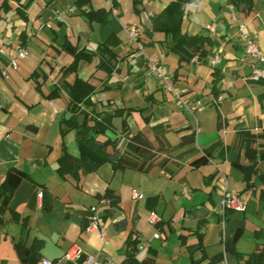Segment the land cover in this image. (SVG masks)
Wrapping results in <instances>:
<instances>
[{
	"label": "crops",
	"instance_id": "1",
	"mask_svg": "<svg viewBox=\"0 0 264 264\" xmlns=\"http://www.w3.org/2000/svg\"><path fill=\"white\" fill-rule=\"evenodd\" d=\"M171 1L0 0V184L11 169L26 174L0 223V264H21L14 249L21 240L28 247L35 243L26 264H39L41 258L82 264L88 255L126 264L135 237L148 241L135 255L140 262L190 264L202 254L223 253L217 264H243L224 250L237 230L238 252L247 255L264 244V182L258 177L264 175V160H258L249 187L233 165L247 164L240 133H264V81L251 78L253 60L243 56L242 38L243 32L254 36L264 55V0H251L249 8L233 7L228 0H188L183 32L207 36L211 45L205 61L195 56L182 63L169 49L170 36L151 30V18ZM210 23L213 33L205 28ZM128 27L138 29L142 51L129 43ZM109 36L118 42L111 47L116 57L109 75L96 68L97 57L80 61L75 73L63 71L73 61L65 44L95 51ZM18 47L28 56L17 58ZM216 54L219 62L213 65ZM148 59H160L164 72L173 73V90L188 103L201 100L205 108L192 113L177 105L174 91L147 74ZM75 76L94 87L92 104L81 109L120 112L112 119L113 133L107 130L97 139L118 138L121 152L125 116L130 136L141 132L151 145L147 171L114 170L103 163L92 172L79 170L76 178L58 174L64 149L79 155L74 130L61 132L62 120L70 116L64 84ZM216 143L206 163L192 164ZM255 147H264V140ZM107 187L119 197L115 206L97 197ZM225 190L239 194V209H222ZM94 214L103 238L88 228ZM200 241L203 252L195 249ZM72 247L80 251L74 261L65 256Z\"/></svg>",
	"mask_w": 264,
	"mask_h": 264
},
{
	"label": "trees",
	"instance_id": "2",
	"mask_svg": "<svg viewBox=\"0 0 264 264\" xmlns=\"http://www.w3.org/2000/svg\"><path fill=\"white\" fill-rule=\"evenodd\" d=\"M88 1L79 0L82 3ZM187 1L172 0L169 2L159 14L151 18V30L170 36L171 46L169 49L177 55L179 63L189 62L195 56L196 59L205 61L208 54L207 48L211 45L210 38L200 34L189 35L182 30V22L185 15L184 5ZM228 2L233 7L243 5L249 8L251 6V0H228ZM88 16L90 17L91 14L88 13ZM113 39V36H109L108 39L97 45L95 51L78 50L69 43L65 44L64 48L72 55L73 61L63 71L75 73L80 61L83 60L90 63L94 57H97L96 68L104 70L109 75L113 70L111 60L116 57L111 47L118 43L113 42ZM64 87L68 94L67 106L70 116L62 120L65 130L61 132L63 135L67 130H74L79 155L74 157L64 149L63 154L58 159L57 172L59 175L70 174L76 178L79 170L82 172H92L103 163H110L114 170L133 169L147 171L150 168L153 158L151 145L141 132L130 136L125 116L122 118V131L126 133V140L121 152H119L120 147H117L118 138L107 136L103 141L97 139V136L106 134V131L112 125L113 117L120 115V112L115 110L113 113H95L92 110L85 111L81 109L82 104L85 106L92 104L90 95L94 92V87L90 83L75 76L73 81L65 83ZM98 115H100L99 118H97ZM79 116H81L80 119L78 118ZM240 136L242 137V146L247 164H240L234 161L233 165L242 172L245 187H249L251 185V177L258 173V160H264V147H255L257 140H264V133L253 134L249 131H243L240 133ZM217 145V143L212 144L192 164L198 166L206 163ZM24 177H26L24 172L11 169L1 182L0 223L3 221L4 213L9 209L12 194ZM258 177L264 182V175L259 174ZM97 197L108 200L112 206L117 205L119 202L118 195L110 187L106 188L103 195H97ZM260 197L264 199V190L261 191ZM10 213L13 220H19L18 213L14 211H10ZM25 225V220H22V227L24 228ZM240 235L241 230H237L234 237L224 243V250L234 255L238 263L243 261V264H264V244L257 246L255 250L247 255L242 254L235 248ZM129 245L130 250L124 261L126 264H153V259L148 258L140 262L136 258L135 240L130 241ZM34 248L35 243L29 247L22 240L14 243V249L21 264L27 263L28 256ZM195 249L202 250L201 252H203L201 241ZM204 259H208L204 264H217L222 261L223 253L216 254L211 258L202 254L201 259L191 260L190 264H202Z\"/></svg>",
	"mask_w": 264,
	"mask_h": 264
},
{
	"label": "built area",
	"instance_id": "3",
	"mask_svg": "<svg viewBox=\"0 0 264 264\" xmlns=\"http://www.w3.org/2000/svg\"><path fill=\"white\" fill-rule=\"evenodd\" d=\"M111 12L114 15H117V10L115 6L113 5V3L111 5ZM239 27L240 29H243V25H240ZM205 28L206 30L212 33L215 31L214 23L206 24ZM126 32L128 35L129 43L135 45L137 49L142 51L143 47L139 43L138 29L135 27H128L126 29ZM242 38H243V56L253 60V62L250 63L251 78L256 81H264V67L260 66V64L264 62V55H262V52L259 49L257 39L254 36H251L247 32H243ZM2 45H3V39L0 38V49L2 48ZM26 56H28V50L25 47H18L16 57L24 58ZM218 62H219V56L216 54L212 60V64L214 65ZM10 65L12 66V68L16 69L17 68L16 60L11 61ZM147 74L150 76H154L157 79L158 83L165 90L174 91L177 105L186 108L192 113H194V111H201L202 109L205 108V104H203L201 100H196L192 103H188L182 98L179 92L173 90V86H172V79L174 77L173 73L164 72L160 59H148ZM220 206L222 207L223 210L239 209L241 207L239 194L237 192L225 190L223 193L222 199L220 201ZM88 228L97 229L98 236L100 238H103L105 231L102 228L96 214H94L91 217ZM154 236L157 237L158 234H154ZM134 240L136 241L135 255L137 253L144 251L148 247V241H144L140 237H135ZM79 255H80L79 249L76 247H72L66 253L65 256L68 260L74 261L75 259L79 257ZM39 264H53V262L46 258H41L39 261ZM82 264H110V263L109 262L108 263L99 262L96 260L94 256L88 255L84 259Z\"/></svg>",
	"mask_w": 264,
	"mask_h": 264
},
{
	"label": "rangeland",
	"instance_id": "4",
	"mask_svg": "<svg viewBox=\"0 0 264 264\" xmlns=\"http://www.w3.org/2000/svg\"><path fill=\"white\" fill-rule=\"evenodd\" d=\"M108 132H109L110 134L113 133L111 129H109Z\"/></svg>",
	"mask_w": 264,
	"mask_h": 264
}]
</instances>
